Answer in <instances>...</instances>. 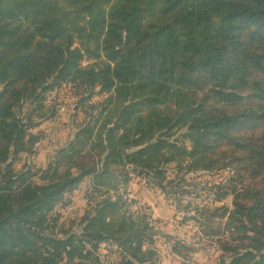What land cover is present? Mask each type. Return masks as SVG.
<instances>
[{"label": "trees", "instance_id": "trees-1", "mask_svg": "<svg viewBox=\"0 0 264 264\" xmlns=\"http://www.w3.org/2000/svg\"><path fill=\"white\" fill-rule=\"evenodd\" d=\"M64 85L70 138L37 168L33 129ZM134 174L218 245L212 264H264V0H0V264H103L102 244L106 264H155ZM164 242L198 264L196 244Z\"/></svg>", "mask_w": 264, "mask_h": 264}, {"label": "rangeland", "instance_id": "rangeland-1", "mask_svg": "<svg viewBox=\"0 0 264 264\" xmlns=\"http://www.w3.org/2000/svg\"><path fill=\"white\" fill-rule=\"evenodd\" d=\"M73 90L71 86L65 85L54 93L57 102L60 105V111L57 119L51 122H44L41 129L44 132V139L40 142L37 154L33 158V164L37 167H46L50 158L55 153V150L62 146L68 139L69 125L71 122V116L76 108L75 100L72 94ZM102 98V97H100ZM98 100L97 98L94 101ZM82 113H79V117ZM230 176V172L225 170L219 173L213 174H201L194 179L201 180L203 183L217 184L226 180ZM145 180V182L143 181ZM84 185L77 189L73 195L67 196L68 207L60 210L62 214V221L64 222V228L70 227V221L79 217L83 212L81 209L84 204ZM131 195L136 200H141L144 204H147L152 214L153 228L156 233L153 236V242L157 246L159 253L158 259L155 264H180V262L174 261L167 247L164 244V239L171 237L185 238L187 242L196 244L194 248H200L194 256L198 264H212L215 259L218 258L219 250L215 244L210 245L206 241H201L198 238V232L196 226L192 222L181 224L183 218L182 213H178L175 208L174 202L164 195L160 190L152 188L147 184L144 176L135 177L130 185ZM231 198L226 200V203L230 205ZM149 204H152L150 206ZM153 208V209H152ZM84 210V209H83ZM99 253L103 255V264L112 261V258H106V254L109 252V246L102 244L100 246ZM110 257V255H107ZM116 261V258H113Z\"/></svg>", "mask_w": 264, "mask_h": 264}, {"label": "crops", "instance_id": "crops-1", "mask_svg": "<svg viewBox=\"0 0 264 264\" xmlns=\"http://www.w3.org/2000/svg\"><path fill=\"white\" fill-rule=\"evenodd\" d=\"M72 94H73V92H72ZM73 98H74V95H73ZM95 98H97L98 100H96V101H94V99ZM101 100H103V97L102 98H100V97H94L93 99H92V101L93 102H99V101H101ZM75 110L74 111H76L77 110V107L76 108H74ZM60 111V110H59ZM58 115H59V112H58ZM58 117V116H57ZM57 118H55V119H53V120H48V121H44V122H53V121H55ZM79 121H80V118L78 119ZM78 120H77V122H78ZM44 122H42L41 123V125L39 126V127H37V128H35V129H33V131H41L42 133H43V135H42V139L40 140V142L44 139V132L42 131V130H39V129H41V126L44 124ZM71 122H70V125H69V133H68V136H69V138H70V134H71ZM69 140V139H68ZM67 140V141H68ZM66 141V142H67ZM40 142L37 144V146H36V151H35V155L32 157V159H31V161H32V163H33V158L36 156V154H37V149H38V146H39V144H40ZM65 142V143H66ZM64 143V144H65ZM63 144V145H64ZM62 145V146H63ZM62 146H60L58 149H60ZM58 149H56V150H58ZM56 150H55V152H56ZM54 155H55V158H56V153H54L53 154V156L50 158V159H52V162L54 163V161H55V158H54ZM53 159H54V161H53ZM50 161V160H49ZM49 163V162H48ZM35 166V165H34ZM35 167H37V166H35ZM47 167V166H46ZM46 167H37V168H46ZM135 177H140V176H137V175H133L132 176V178H131V181H130V183H129V185H128V187H127V191L129 192V196L131 197V198H133V199H135V201L136 202H138V204H141V205H147V204H144V202L143 201H141V200H136L137 198H135V197H133L132 195H131V192H130V185H131V183H132V180H133V178H135ZM144 182H145V180H143ZM84 185V191H85V189H86V186H87V183L85 182V183H83V184H81V186H80V188L82 187ZM157 189V188H156ZM159 190V189H158ZM77 190H75V191H73L72 193H69V194H67L66 195V198H67V196L68 195H73V193L74 192H76ZM84 198H85V193H84ZM84 206H83V208L81 209L83 212H84V210L83 209H85V207H86V202H85V200H84ZM150 206H152V204H149ZM148 206V205H147ZM153 209V208H152ZM83 212L79 215V216H81L82 214H83ZM176 238H178V237H176ZM185 239V238H184ZM199 239V238H198ZM186 240V239H185ZM201 241H203L202 239H200ZM164 244H165V242H164ZM166 245V244H165ZM167 247V246H166ZM167 251L169 252V254L171 255V257L174 259V261H177L178 259L175 257V256H173L171 253H170V251L167 249ZM181 264V263H180Z\"/></svg>", "mask_w": 264, "mask_h": 264}, {"label": "built area", "instance_id": "built-area-1", "mask_svg": "<svg viewBox=\"0 0 264 264\" xmlns=\"http://www.w3.org/2000/svg\"><path fill=\"white\" fill-rule=\"evenodd\" d=\"M63 87H65V85L64 86H62L61 88H63ZM61 88L59 89V90H61ZM61 109V108H60Z\"/></svg>", "mask_w": 264, "mask_h": 264}, {"label": "water", "instance_id": "water-1", "mask_svg": "<svg viewBox=\"0 0 264 264\" xmlns=\"http://www.w3.org/2000/svg\"><path fill=\"white\" fill-rule=\"evenodd\" d=\"M54 158H55V155H54ZM53 161H54V159H53Z\"/></svg>", "mask_w": 264, "mask_h": 264}]
</instances>
